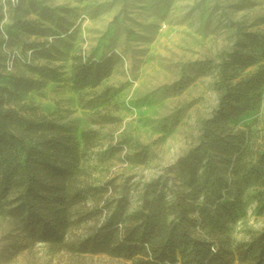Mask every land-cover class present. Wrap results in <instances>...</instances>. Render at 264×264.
Returning <instances> with one entry per match:
<instances>
[{"label":"rangeland","instance_id":"rangeland-1","mask_svg":"<svg viewBox=\"0 0 264 264\" xmlns=\"http://www.w3.org/2000/svg\"><path fill=\"white\" fill-rule=\"evenodd\" d=\"M0 11L1 27L23 37L24 47L12 45L15 52L23 51L33 65L58 70L55 77L28 71L43 84L17 96L38 106L81 145L84 131H96L82 163L90 182L103 191L97 194L98 207L111 202L102 218L126 205L118 216L125 219L160 194L176 204L192 183L204 187L211 181L206 153L195 149L203 122L218 112L223 61H231L227 69L234 72L231 53L239 47L238 32H264V23L258 21L264 16V0H0ZM22 20L40 32H29ZM36 39L48 40V57L26 48ZM112 54L117 64L101 85L75 87V55L94 60ZM102 115L117 120L98 122ZM229 124L252 131L255 144L247 159L258 166L259 174L233 177L230 165L213 158L218 175L231 186L224 201L235 202L236 217L220 218L226 221L222 233L200 226L197 230L219 239L232 252L231 264H237L238 246L264 231V168L256 156L264 149V90L256 109ZM17 240L7 219L0 218V264H135L106 254L56 251L43 242L15 252Z\"/></svg>","mask_w":264,"mask_h":264},{"label":"trees","instance_id":"trees-1","mask_svg":"<svg viewBox=\"0 0 264 264\" xmlns=\"http://www.w3.org/2000/svg\"><path fill=\"white\" fill-rule=\"evenodd\" d=\"M3 18L0 11V218L7 219L11 230L17 232L15 252L43 242L56 251L106 254L135 264H231L232 252L219 239L204 237L197 227L222 233L226 221L221 223L220 218L236 217L235 202L228 205L224 201L231 186L218 175L220 169L212 164L213 158L219 156V164L230 165L233 177L259 174L258 166L250 165L252 161L247 159L255 144L252 131L231 126L229 120L256 109L262 101L264 32H238L239 47L231 53L234 72L227 69L231 61H223L220 66L223 90L218 112L203 122L200 144L195 149L206 153L205 166L211 181L206 180L204 187L192 183L191 191L176 204H170L164 194L157 195L146 202L143 210L120 219L126 205L102 218L104 211L111 209V202L107 200L98 207L97 194L103 191L93 186L82 163L96 131H84L81 145L38 106L22 102L17 96L43 84L28 71L55 77L58 70L47 64L33 65L23 51L22 55L16 53L12 45L18 42L24 47L23 37L1 27ZM258 21L264 23V16ZM19 22L33 34L40 32L37 25ZM48 43L36 39L25 46L48 57ZM256 63L254 70L241 75ZM116 64L117 56L113 54L94 60L75 55V87H98ZM115 120L102 115L98 122ZM256 156L264 168V149ZM91 220L94 224L83 227ZM237 252V264H264V231L253 234L238 246Z\"/></svg>","mask_w":264,"mask_h":264}]
</instances>
